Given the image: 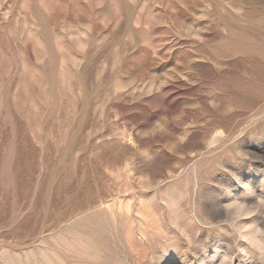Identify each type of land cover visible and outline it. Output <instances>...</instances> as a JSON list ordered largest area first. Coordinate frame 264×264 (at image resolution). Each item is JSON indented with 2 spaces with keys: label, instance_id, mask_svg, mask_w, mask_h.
Segmentation results:
<instances>
[{
  "label": "rangeland",
  "instance_id": "rangeland-1",
  "mask_svg": "<svg viewBox=\"0 0 264 264\" xmlns=\"http://www.w3.org/2000/svg\"><path fill=\"white\" fill-rule=\"evenodd\" d=\"M0 264H264V0H0Z\"/></svg>",
  "mask_w": 264,
  "mask_h": 264
}]
</instances>
